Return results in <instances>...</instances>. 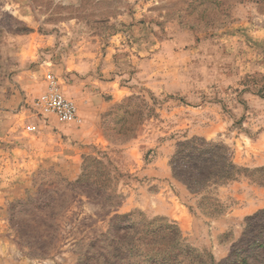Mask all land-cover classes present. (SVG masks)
Here are the masks:
<instances>
[{"label":"rangeland","instance_id":"obj_1","mask_svg":"<svg viewBox=\"0 0 264 264\" xmlns=\"http://www.w3.org/2000/svg\"><path fill=\"white\" fill-rule=\"evenodd\" d=\"M157 2V19L217 41L206 104L218 106L227 125H210L213 113L196 100L137 85L115 99L82 89L75 101L55 62L36 68L29 88L18 90V126L29 134L26 116L38 119L37 132L50 133V152L59 146L65 174L51 155L49 171L31 174L3 211L2 264H264V141L245 139L264 131V75L228 84L219 76L257 63L264 69V0ZM223 47L227 70L218 65ZM47 71L75 103L77 123L52 119L51 127L33 108Z\"/></svg>","mask_w":264,"mask_h":264},{"label":"crops","instance_id":"obj_2","mask_svg":"<svg viewBox=\"0 0 264 264\" xmlns=\"http://www.w3.org/2000/svg\"><path fill=\"white\" fill-rule=\"evenodd\" d=\"M157 5V0H0V61L5 62L4 72L9 67L11 78L6 83L0 80V233L7 221L3 211L21 197L31 174L49 171L56 160L49 157L57 154V171L65 174L59 146L50 152V133L24 134L17 122L19 108L24 109L18 90L29 88L25 80L51 60L64 77L67 95L75 101L82 89L86 95L102 91L115 99L117 93H130L137 85L154 95L196 100L202 111L213 113L205 119L210 125H227L219 107L206 104L209 70L214 67L210 53L219 51L217 41L199 40L192 30L157 19L152 15ZM221 51L225 63L218 65L227 70L230 51L225 47ZM33 61L42 63L34 66ZM257 64L253 70L219 76L228 84L252 74L264 75ZM8 84L16 88L10 94ZM43 90L44 86L36 93ZM47 119L48 125H55ZM39 123L29 115L24 125L35 124L39 130ZM253 131V137L245 139L263 142L264 131L258 127Z\"/></svg>","mask_w":264,"mask_h":264},{"label":"built area","instance_id":"obj_3","mask_svg":"<svg viewBox=\"0 0 264 264\" xmlns=\"http://www.w3.org/2000/svg\"><path fill=\"white\" fill-rule=\"evenodd\" d=\"M43 81L44 90L33 100V108L42 115L52 118L59 125L77 123V107L73 101L63 95L53 73L45 72ZM25 131L29 134H35L38 131V126L28 124L25 126Z\"/></svg>","mask_w":264,"mask_h":264}]
</instances>
